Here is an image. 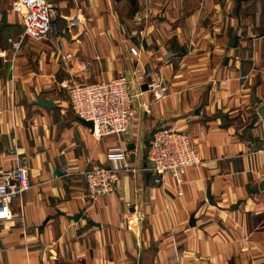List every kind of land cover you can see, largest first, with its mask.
<instances>
[{
    "label": "crops",
    "instance_id": "1",
    "mask_svg": "<svg viewBox=\"0 0 264 264\" xmlns=\"http://www.w3.org/2000/svg\"><path fill=\"white\" fill-rule=\"evenodd\" d=\"M15 1L0 0V181L22 165L34 187L0 199V264H138L141 244L144 264H264V0H47L40 40L24 36ZM137 66L165 96L140 91ZM121 74L132 126L98 138L62 83ZM165 126L188 133L201 160L182 183L154 184L145 169ZM121 145L136 170L92 202L86 170L121 166L108 158Z\"/></svg>",
    "mask_w": 264,
    "mask_h": 264
},
{
    "label": "built area",
    "instance_id": "2",
    "mask_svg": "<svg viewBox=\"0 0 264 264\" xmlns=\"http://www.w3.org/2000/svg\"><path fill=\"white\" fill-rule=\"evenodd\" d=\"M14 10L20 12L24 24V36L43 39L49 34L53 22V12L47 0H16ZM80 22L79 19L71 20ZM19 46L20 41H13ZM140 50L131 48L134 56ZM70 54L67 58H70ZM134 78L139 85L147 84L155 98L166 94V87L155 70L150 67L137 66ZM131 78L121 74L92 83L63 82L71 109L80 118L93 122L92 133L98 138L108 135L127 133L134 119V96L130 91ZM108 158L112 162L121 161V166H97L86 170L87 194L92 202L113 193L117 189L121 171H135L126 146L110 148ZM147 172L152 175L153 183L163 181L165 174H171L178 183H182L185 170L197 166L201 160L196 151L192 137L183 131L165 126L155 130L146 146ZM34 187V182L27 169L20 165L2 172L0 181V199L11 203Z\"/></svg>",
    "mask_w": 264,
    "mask_h": 264
},
{
    "label": "water",
    "instance_id": "3",
    "mask_svg": "<svg viewBox=\"0 0 264 264\" xmlns=\"http://www.w3.org/2000/svg\"><path fill=\"white\" fill-rule=\"evenodd\" d=\"M137 82V81H136ZM138 84V83H137ZM138 86H139V89H140V91L141 90H143V91H146V90H148V86H147V84H142V85H139L138 84ZM41 104H45V105H49V106H52V103L51 102H49V101H47V100H40L39 101ZM260 112H262V113H264V106H262L261 108H260ZM82 122L84 123V124H86L87 126H89L90 128H93V122L92 121H88V120H85V119H82ZM128 147H130V146H128ZM56 172V174H59V170H56L55 171ZM149 174H147L146 175V185H147V191H146V199L148 200V198H149ZM260 188L263 190L264 189V180H263V182L261 183V185H260ZM209 199H210V197H209ZM81 215V214H80ZM141 215H143V214H141ZM80 216H74V218L75 219H77V218H79ZM143 255H144V251H143V246H142V244L140 245V249H139V257H138V264H144V262H143Z\"/></svg>",
    "mask_w": 264,
    "mask_h": 264
}]
</instances>
